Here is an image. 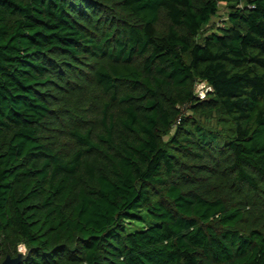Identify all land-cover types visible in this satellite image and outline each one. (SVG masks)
Wrapping results in <instances>:
<instances>
[{"label": "trees", "instance_id": "1", "mask_svg": "<svg viewBox=\"0 0 264 264\" xmlns=\"http://www.w3.org/2000/svg\"><path fill=\"white\" fill-rule=\"evenodd\" d=\"M19 244L264 264V0H0V261Z\"/></svg>", "mask_w": 264, "mask_h": 264}, {"label": "rangeland", "instance_id": "2", "mask_svg": "<svg viewBox=\"0 0 264 264\" xmlns=\"http://www.w3.org/2000/svg\"><path fill=\"white\" fill-rule=\"evenodd\" d=\"M226 9H227L226 6L222 2H219L215 15L211 16V22L216 24H221V22L225 18ZM206 89H208V86L203 82H197L195 84V90L200 95H203ZM18 247H24V245L19 244Z\"/></svg>", "mask_w": 264, "mask_h": 264}, {"label": "water", "instance_id": "3", "mask_svg": "<svg viewBox=\"0 0 264 264\" xmlns=\"http://www.w3.org/2000/svg\"><path fill=\"white\" fill-rule=\"evenodd\" d=\"M24 257L25 255H22L19 252H17V254L14 256L6 254L5 257L1 260L0 264H18Z\"/></svg>", "mask_w": 264, "mask_h": 264}, {"label": "clouds", "instance_id": "4", "mask_svg": "<svg viewBox=\"0 0 264 264\" xmlns=\"http://www.w3.org/2000/svg\"><path fill=\"white\" fill-rule=\"evenodd\" d=\"M17 251L19 253H21L22 255H26L27 254V248L26 247H18Z\"/></svg>", "mask_w": 264, "mask_h": 264}]
</instances>
